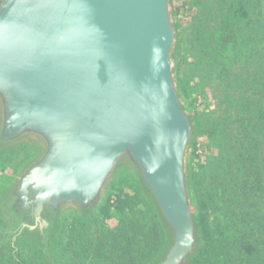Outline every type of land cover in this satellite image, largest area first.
<instances>
[{"label": "water", "instance_id": "95a60500", "mask_svg": "<svg viewBox=\"0 0 264 264\" xmlns=\"http://www.w3.org/2000/svg\"><path fill=\"white\" fill-rule=\"evenodd\" d=\"M176 34L171 0H0V148L40 149L8 202L33 206L36 230L64 209L91 211L124 166L169 230L154 264L187 263L194 124L172 67Z\"/></svg>", "mask_w": 264, "mask_h": 264}, {"label": "rangeland", "instance_id": "374dc122", "mask_svg": "<svg viewBox=\"0 0 264 264\" xmlns=\"http://www.w3.org/2000/svg\"><path fill=\"white\" fill-rule=\"evenodd\" d=\"M171 4L177 33L172 67L194 124L186 172L198 241L186 264H191L206 245L221 252L223 261L229 257L223 263L227 264L233 260L237 246H243L247 240L253 243L251 237L243 236L254 231L257 234V225L251 226L250 233L251 227L238 220L226 222L219 209L220 184L226 176L222 162L218 161L219 148L209 138L206 124L212 119L222 120L225 115L215 109L218 99L210 85L197 77L186 81L192 61L190 31L192 18L198 14L196 4L193 0H171ZM259 103L264 106V97ZM233 115L235 118L236 113ZM38 148L32 141L0 148V264H154L162 256L169 244V230L135 174L124 166L115 169L91 211L62 210L44 236L35 228L15 226L16 218L7 212L12 204L8 202L9 190L19 173L37 156ZM200 214L206 217L204 223Z\"/></svg>", "mask_w": 264, "mask_h": 264}, {"label": "trees", "instance_id": "16d2710c", "mask_svg": "<svg viewBox=\"0 0 264 264\" xmlns=\"http://www.w3.org/2000/svg\"><path fill=\"white\" fill-rule=\"evenodd\" d=\"M192 61L186 81L198 78L216 93L224 119L207 121V134L219 149L225 181L219 209L257 229L235 249L232 263L264 264V12L262 0H193ZM233 111L236 117L233 116ZM258 206V208H256ZM204 214L200 218L204 223ZM252 233V227L250 228ZM256 235V236H254ZM253 237V238H252ZM259 244V245H258ZM202 247L191 264H223L221 252ZM230 256V255H229ZM228 262L227 264H229Z\"/></svg>", "mask_w": 264, "mask_h": 264}, {"label": "flooded vegetation", "instance_id": "af4514ba", "mask_svg": "<svg viewBox=\"0 0 264 264\" xmlns=\"http://www.w3.org/2000/svg\"><path fill=\"white\" fill-rule=\"evenodd\" d=\"M12 204L8 206L7 212L9 215H11L13 218H16L15 220V226L20 227L21 229H31V228H37L38 226V220H37V213L35 211V208L33 206L31 207H25L22 205V202L19 201L17 197L14 198ZM40 225V224H39ZM49 222L47 227L42 228L39 232L42 236L47 232L49 227ZM19 228V230H20Z\"/></svg>", "mask_w": 264, "mask_h": 264}]
</instances>
